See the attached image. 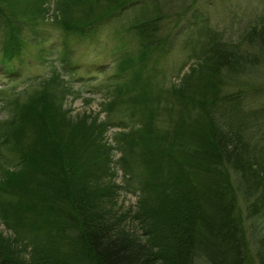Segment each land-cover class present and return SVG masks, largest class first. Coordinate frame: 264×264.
<instances>
[{"label":"rangeland","instance_id":"374dc122","mask_svg":"<svg viewBox=\"0 0 264 264\" xmlns=\"http://www.w3.org/2000/svg\"><path fill=\"white\" fill-rule=\"evenodd\" d=\"M5 1L16 12L0 10V190L5 184L11 188L1 202L13 220L0 215V232L20 247L19 254L29 256L34 243L51 237L59 240L61 229L40 201L49 178L40 170L39 158L32 155L35 145L42 146L40 139L44 145L51 137L54 143H76L68 153L69 161L92 177L100 172L105 179L93 181L105 182L107 188L111 181L114 212L126 231L140 233L133 211L139 210V197L146 194L142 179L150 177L146 163L153 159L152 150L161 148L155 175L171 180L179 159L173 155L175 147L192 138L191 132L200 135V118L179 90L183 77L202 57L201 49L209 39L240 41L248 27L264 21V0H196L193 4L192 0H108L106 6L122 8L92 31L82 22L90 18L96 0ZM66 9L72 13L68 26L79 29L78 33L63 29ZM151 17L160 18L159 37L148 41L135 26ZM9 34L20 43L8 39ZM241 45L250 57L246 62H257V67L239 80L225 79L226 93L243 88L238 107L242 118L237 120L239 113L232 108L221 118L237 132L245 129L264 158V49ZM209 80L208 76L202 81L204 87ZM58 114L62 120H56ZM63 119L72 121V127L61 126ZM97 152L102 153L98 161ZM21 157H30L26 183L20 180L21 166L15 168ZM227 169L238 194L235 218L249 238L248 264H259L255 253L264 238V209L250 212L258 195L244 192L258 188L249 178L243 182L232 168ZM154 190L156 194L158 189ZM77 233L75 228L68 231L69 237Z\"/></svg>","mask_w":264,"mask_h":264},{"label":"trees","instance_id":"16d2710c","mask_svg":"<svg viewBox=\"0 0 264 264\" xmlns=\"http://www.w3.org/2000/svg\"><path fill=\"white\" fill-rule=\"evenodd\" d=\"M131 1L136 3L141 0ZM107 2L96 0L90 6V18L82 22L84 28L92 31L100 25L99 22L106 21L118 8H122L120 4L114 6L110 3L106 6ZM123 2L128 3L125 0ZM191 3H196V0ZM193 7L190 6V9ZM4 8L13 15L16 12L9 2L0 0V10L3 12ZM62 14L64 31L78 33L79 29L70 28L67 23L72 13L66 9ZM193 18L196 19V16ZM159 20L151 17L139 22L135 28L147 35L150 41L159 37L156 27ZM185 28H188V24ZM8 39L20 43L10 34ZM244 42L248 45L257 44L264 49V21L250 26V29L248 27L240 41H215V36L211 41L209 39L201 49L202 57L183 77L179 90L183 96L189 97L195 115L200 118V135L191 132L192 138L179 142L175 147L173 155L179 157L176 159L177 180L155 175L161 148L152 150L153 159L146 163L147 168H150L147 171L150 177L148 180L142 179L147 186L146 194L139 197V210L133 211V219L139 225L140 233L126 231L122 220L114 212L116 202L111 181L107 188L105 182L100 184L93 181L97 177L105 179L100 172L92 177L84 168L78 170L76 164L69 161L68 153L73 152L71 149L73 146L75 149L76 143H72L73 146L68 141L67 145L62 142L58 144L53 142L55 138L50 137L43 145L40 139L42 146L35 145L32 155H36L35 159L39 158V168L49 178L46 194L40 201L48 214L56 219L61 236L58 241L51 237L34 243L29 256L19 254L20 247L10 243L7 236L0 232V264H80L79 259L84 264L251 263L248 235L235 218V197L238 194L233 190L231 173L227 168L238 173L241 181L249 178L258 188L244 191L246 194L258 195L256 204L249 207V211L256 214L264 209L263 153L257 152L258 147L251 144L248 138L250 134L245 129L241 128L237 132L235 128L224 124L221 118L224 115L222 113L230 108L239 110L240 96L243 95V88L238 93H226L225 79L239 80L242 74L257 67V62H246L250 57L243 54L241 44ZM166 49L164 47L165 52ZM208 76V87H204L202 81H207ZM237 114L236 119H241L239 111ZM55 118L62 120L59 114ZM71 122L68 124L63 119L61 126L72 127ZM140 127H146V123ZM61 130L65 131L64 128ZM90 144L91 137L88 146ZM167 147H170L169 143ZM99 153L102 154H95L97 161ZM29 158L21 157L15 165V168L21 166L20 169L24 171L20 179L24 183L30 175ZM76 159L79 160L78 157ZM10 189L5 184L0 190V215L13 220L9 208L1 202ZM154 189H158L156 194ZM13 191L17 198L16 189L13 188ZM70 228L77 229L78 233L69 237ZM260 243L261 247L255 256L259 264H264V238ZM44 245L47 247L40 251L38 248L42 249Z\"/></svg>","mask_w":264,"mask_h":264}]
</instances>
